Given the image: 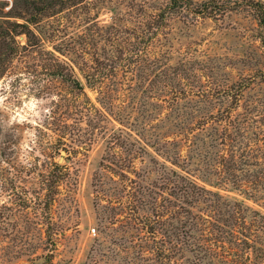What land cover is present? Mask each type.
Instances as JSON below:
<instances>
[{"label": "rangeland", "instance_id": "obj_1", "mask_svg": "<svg viewBox=\"0 0 264 264\" xmlns=\"http://www.w3.org/2000/svg\"><path fill=\"white\" fill-rule=\"evenodd\" d=\"M263 18L0 0V264H264Z\"/></svg>", "mask_w": 264, "mask_h": 264}, {"label": "water", "instance_id": "obj_2", "mask_svg": "<svg viewBox=\"0 0 264 264\" xmlns=\"http://www.w3.org/2000/svg\"><path fill=\"white\" fill-rule=\"evenodd\" d=\"M65 155V152L63 150L60 151V159Z\"/></svg>", "mask_w": 264, "mask_h": 264}, {"label": "trees", "instance_id": "obj_3", "mask_svg": "<svg viewBox=\"0 0 264 264\" xmlns=\"http://www.w3.org/2000/svg\"><path fill=\"white\" fill-rule=\"evenodd\" d=\"M176 5V2L174 1L173 5ZM264 21V18L262 19ZM21 26V25H20ZM77 85H79V83L77 81H74Z\"/></svg>", "mask_w": 264, "mask_h": 264}, {"label": "built area", "instance_id": "obj_4", "mask_svg": "<svg viewBox=\"0 0 264 264\" xmlns=\"http://www.w3.org/2000/svg\"><path fill=\"white\" fill-rule=\"evenodd\" d=\"M95 230H92V233H94Z\"/></svg>", "mask_w": 264, "mask_h": 264}]
</instances>
